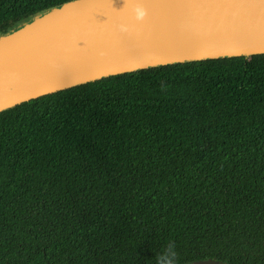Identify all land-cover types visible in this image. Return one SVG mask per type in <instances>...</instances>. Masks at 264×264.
I'll return each mask as SVG.
<instances>
[{
  "label": "trees",
  "instance_id": "trees-1",
  "mask_svg": "<svg viewBox=\"0 0 264 264\" xmlns=\"http://www.w3.org/2000/svg\"><path fill=\"white\" fill-rule=\"evenodd\" d=\"M71 0H0V36ZM251 264L264 54L110 76L0 112V264Z\"/></svg>",
  "mask_w": 264,
  "mask_h": 264
},
{
  "label": "water",
  "instance_id": "water-1",
  "mask_svg": "<svg viewBox=\"0 0 264 264\" xmlns=\"http://www.w3.org/2000/svg\"><path fill=\"white\" fill-rule=\"evenodd\" d=\"M261 54L264 0H71L0 36V112L110 76Z\"/></svg>",
  "mask_w": 264,
  "mask_h": 264
},
{
  "label": "clouds",
  "instance_id": "clouds-1",
  "mask_svg": "<svg viewBox=\"0 0 264 264\" xmlns=\"http://www.w3.org/2000/svg\"><path fill=\"white\" fill-rule=\"evenodd\" d=\"M145 14H146V11L145 9H143V7H138L136 9V16L138 19H142ZM121 30L126 31L127 26L121 25ZM153 264H179V256H178V252L176 250L174 242L170 241L167 244L164 251L155 257Z\"/></svg>",
  "mask_w": 264,
  "mask_h": 264
},
{
  "label": "flooded vegetation",
  "instance_id": "flooded-vegetation-1",
  "mask_svg": "<svg viewBox=\"0 0 264 264\" xmlns=\"http://www.w3.org/2000/svg\"><path fill=\"white\" fill-rule=\"evenodd\" d=\"M261 256H263V257L260 258V259H254V260H252V263L251 264H264V252L262 253ZM205 259H213V260H216V261H218L219 263H222V264H245V262H239V261H235L234 263H229L227 261H222V260H219L217 258H208V257L207 258H204V259H201V260H205Z\"/></svg>",
  "mask_w": 264,
  "mask_h": 264
}]
</instances>
